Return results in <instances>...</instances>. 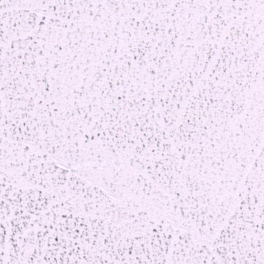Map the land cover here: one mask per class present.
<instances>
[{
  "label": "snow or ice",
  "instance_id": "snow-or-ice-1",
  "mask_svg": "<svg viewBox=\"0 0 264 264\" xmlns=\"http://www.w3.org/2000/svg\"><path fill=\"white\" fill-rule=\"evenodd\" d=\"M0 264H264V0H0Z\"/></svg>",
  "mask_w": 264,
  "mask_h": 264
}]
</instances>
